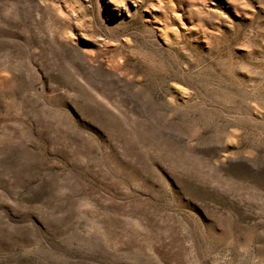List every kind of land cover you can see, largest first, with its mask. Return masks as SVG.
I'll return each mask as SVG.
<instances>
[{
    "label": "rangeland",
    "instance_id": "1",
    "mask_svg": "<svg viewBox=\"0 0 264 264\" xmlns=\"http://www.w3.org/2000/svg\"><path fill=\"white\" fill-rule=\"evenodd\" d=\"M0 264H264V0H0Z\"/></svg>",
    "mask_w": 264,
    "mask_h": 264
}]
</instances>
